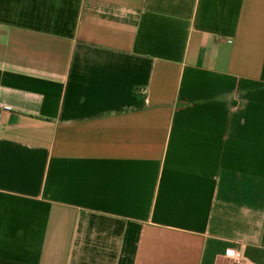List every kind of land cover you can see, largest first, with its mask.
Wrapping results in <instances>:
<instances>
[{"label": "crops", "instance_id": "1", "mask_svg": "<svg viewBox=\"0 0 264 264\" xmlns=\"http://www.w3.org/2000/svg\"><path fill=\"white\" fill-rule=\"evenodd\" d=\"M0 264H264V0H0Z\"/></svg>", "mask_w": 264, "mask_h": 264}, {"label": "built area", "instance_id": "2", "mask_svg": "<svg viewBox=\"0 0 264 264\" xmlns=\"http://www.w3.org/2000/svg\"><path fill=\"white\" fill-rule=\"evenodd\" d=\"M2 118V111L0 110V119ZM232 264H244L242 250L239 247H232L228 255Z\"/></svg>", "mask_w": 264, "mask_h": 264}]
</instances>
